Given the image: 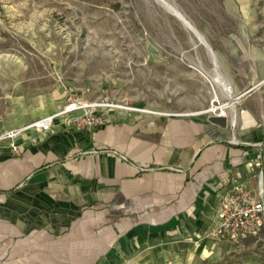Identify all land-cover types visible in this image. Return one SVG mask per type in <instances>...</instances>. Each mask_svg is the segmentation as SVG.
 <instances>
[{
  "label": "rangeland",
  "instance_id": "1",
  "mask_svg": "<svg viewBox=\"0 0 264 264\" xmlns=\"http://www.w3.org/2000/svg\"><path fill=\"white\" fill-rule=\"evenodd\" d=\"M228 96L264 126V0H0V158L52 115L214 118ZM212 228L112 264H264L263 233L235 249Z\"/></svg>",
  "mask_w": 264,
  "mask_h": 264
},
{
  "label": "crops",
  "instance_id": "2",
  "mask_svg": "<svg viewBox=\"0 0 264 264\" xmlns=\"http://www.w3.org/2000/svg\"><path fill=\"white\" fill-rule=\"evenodd\" d=\"M29 136L20 154L0 158V264H112L191 241L213 227L222 192L255 189L264 162V126L247 116L128 118Z\"/></svg>",
  "mask_w": 264,
  "mask_h": 264
},
{
  "label": "built area",
  "instance_id": "3",
  "mask_svg": "<svg viewBox=\"0 0 264 264\" xmlns=\"http://www.w3.org/2000/svg\"><path fill=\"white\" fill-rule=\"evenodd\" d=\"M233 101V100H232ZM214 107V118H230L231 124L235 118V103ZM233 110V111H232ZM244 111H239L242 114ZM169 116H181L171 114ZM56 115L43 118L31 125V128L41 134H46L55 129L54 121ZM108 123L103 116L87 117L86 119L72 118L68 120L67 126L71 125L78 130L92 131L101 128ZM260 148L261 144L253 145ZM19 145L12 146L11 154L17 156L22 151ZM225 173L223 180L225 184L231 180ZM264 234V184L262 172L259 173L255 189L249 190L241 186H234L222 192L219 196V203L215 212L214 225L211 236L214 240L225 241L232 248L239 249L243 242L249 238H255Z\"/></svg>",
  "mask_w": 264,
  "mask_h": 264
},
{
  "label": "water",
  "instance_id": "4",
  "mask_svg": "<svg viewBox=\"0 0 264 264\" xmlns=\"http://www.w3.org/2000/svg\"><path fill=\"white\" fill-rule=\"evenodd\" d=\"M198 36H199V38H200L202 41H204V39H203L200 35H198ZM206 47H207L208 51H209L211 54H213L212 51H211V49L209 48V46L206 45Z\"/></svg>",
  "mask_w": 264,
  "mask_h": 264
},
{
  "label": "bare ground",
  "instance_id": "5",
  "mask_svg": "<svg viewBox=\"0 0 264 264\" xmlns=\"http://www.w3.org/2000/svg\"><path fill=\"white\" fill-rule=\"evenodd\" d=\"M178 18H181L180 16H178ZM183 20V19H182ZM222 78V77H221ZM224 80V79H223ZM226 83V82H225ZM228 100H230V102L232 101L231 100V97L230 96H228Z\"/></svg>",
  "mask_w": 264,
  "mask_h": 264
}]
</instances>
